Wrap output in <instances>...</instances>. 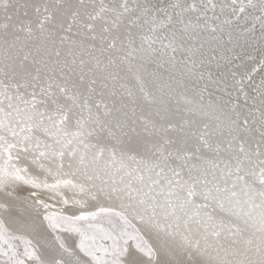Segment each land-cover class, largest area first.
Segmentation results:
<instances>
[{
    "label": "snow or ice",
    "instance_id": "6c2138e0",
    "mask_svg": "<svg viewBox=\"0 0 264 264\" xmlns=\"http://www.w3.org/2000/svg\"><path fill=\"white\" fill-rule=\"evenodd\" d=\"M0 264H264V0H0Z\"/></svg>",
    "mask_w": 264,
    "mask_h": 264
}]
</instances>
